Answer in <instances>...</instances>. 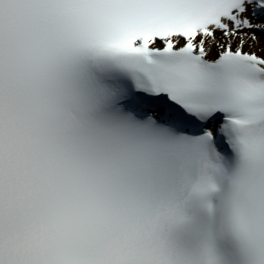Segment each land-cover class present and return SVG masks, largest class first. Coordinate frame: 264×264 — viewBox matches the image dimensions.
Here are the masks:
<instances>
[{
	"label": "snow or ice",
	"instance_id": "6c2138e0",
	"mask_svg": "<svg viewBox=\"0 0 264 264\" xmlns=\"http://www.w3.org/2000/svg\"><path fill=\"white\" fill-rule=\"evenodd\" d=\"M0 264H264V0H0Z\"/></svg>",
	"mask_w": 264,
	"mask_h": 264
}]
</instances>
